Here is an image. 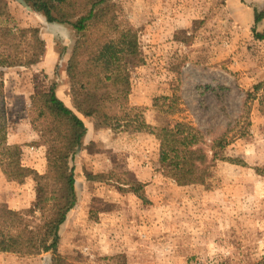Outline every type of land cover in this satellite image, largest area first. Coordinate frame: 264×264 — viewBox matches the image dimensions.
Listing matches in <instances>:
<instances>
[{
	"label": "rangeland",
	"instance_id": "obj_1",
	"mask_svg": "<svg viewBox=\"0 0 264 264\" xmlns=\"http://www.w3.org/2000/svg\"><path fill=\"white\" fill-rule=\"evenodd\" d=\"M74 3L82 13L83 0ZM113 3L136 30L142 59L128 66L130 105L141 108L152 127L179 121L207 141L226 135L223 155L246 166L217 161L205 184L177 186L159 170L152 135L98 128L76 112L66 73L77 39L73 30L47 23L16 0H0V56L16 52L3 45L7 29L16 41L18 30L36 29L44 43L37 64L0 69L6 140L20 145L21 164L38 174L46 170L34 95L54 86L87 129L72 162L76 204L60 227L58 253L68 264H111L108 258L117 255L124 264L255 263L264 255V87L244 100L264 81V41L252 32L264 33V19L253 22L264 0ZM34 198L33 177L9 182L0 172V204L19 211ZM50 257L0 253V264H50Z\"/></svg>",
	"mask_w": 264,
	"mask_h": 264
},
{
	"label": "trees",
	"instance_id": "obj_2",
	"mask_svg": "<svg viewBox=\"0 0 264 264\" xmlns=\"http://www.w3.org/2000/svg\"><path fill=\"white\" fill-rule=\"evenodd\" d=\"M23 1L47 23L66 25L73 30L77 39L66 73L73 106L82 117L98 128L152 135L158 142L159 170L177 186L205 184L217 161L246 166L237 158L223 155L229 144L226 135L207 141L202 131L179 121L152 127L146 123L141 108L130 105L128 66L136 67L142 59L137 32L122 18L114 0H83L82 13H77L74 0ZM263 19L264 11L255 9L254 24ZM18 31V41L10 36L11 29L1 35L5 49L16 52H3L0 69L30 67L43 55L44 43L38 30ZM252 32L255 39L264 41V33ZM19 45L25 46V51L19 49ZM263 87L264 81L255 85L253 92L245 94L244 101L254 99ZM31 106L36 110V119L41 121L35 127L40 143L47 148L43 174L23 166L20 145L7 143L8 124L0 71V172L9 182L22 183L30 176L35 181V198L30 208L15 211L0 204V253L22 257L50 253V264H68L58 253L59 232L76 204L72 162L87 129L82 119L56 96L54 86L46 93L34 95ZM249 124L246 122V126ZM244 130L245 126L239 137L245 136ZM256 172L260 175L258 170ZM139 188L140 185L134 190L135 194ZM138 198L142 199L140 195ZM108 261L124 264L121 255L110 257ZM251 264H264V255Z\"/></svg>",
	"mask_w": 264,
	"mask_h": 264
},
{
	"label": "water",
	"instance_id": "obj_3",
	"mask_svg": "<svg viewBox=\"0 0 264 264\" xmlns=\"http://www.w3.org/2000/svg\"><path fill=\"white\" fill-rule=\"evenodd\" d=\"M19 4H21L22 6L26 7L27 9H29L26 4L24 3L23 0H16Z\"/></svg>",
	"mask_w": 264,
	"mask_h": 264
},
{
	"label": "crops",
	"instance_id": "obj_4",
	"mask_svg": "<svg viewBox=\"0 0 264 264\" xmlns=\"http://www.w3.org/2000/svg\"><path fill=\"white\" fill-rule=\"evenodd\" d=\"M86 137V136H85ZM85 137L83 138V140L85 139Z\"/></svg>",
	"mask_w": 264,
	"mask_h": 264
}]
</instances>
